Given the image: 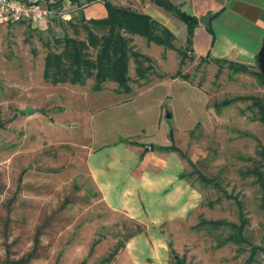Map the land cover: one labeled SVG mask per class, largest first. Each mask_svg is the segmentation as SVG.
<instances>
[{
    "label": "rangeland",
    "instance_id": "1",
    "mask_svg": "<svg viewBox=\"0 0 264 264\" xmlns=\"http://www.w3.org/2000/svg\"><path fill=\"white\" fill-rule=\"evenodd\" d=\"M66 1L75 8L74 14L82 10L86 18H96L89 14L94 4L103 3ZM109 1L140 9L139 0ZM34 28L29 23L0 25V264H161L158 256L155 260L147 257L150 247L160 243L168 250L166 264H179L176 260L184 264H245L248 244L216 247L228 234L227 227L192 230L191 226L201 218L238 223L240 202L247 220L245 238L251 244L263 245L259 189L252 175L243 177L241 172L253 165L247 157L259 158L257 140L264 148V124L255 119L257 109L249 108L250 101L233 103L216 114L212 107L224 98L256 93L254 79L232 73L226 64L216 77L218 64L199 63L193 57L186 59L181 70L190 76L185 82L196 89L172 83L171 79L144 88L134 86L133 98L138 97L134 104L148 103L150 121L160 98L170 95L165 101L170 113L166 121L173 129L175 144L195 163L193 168L186 162V171L196 169L212 181L206 185L195 175L191 177L203 191L200 205L190 219L155 228L156 239L155 234L152 241L146 235L138 239L139 257L127 253L123 246L138 232L139 225L145 233L146 227L106 207L85 162L92 133L90 116L95 109L107 107L102 117L107 123L113 117L136 115V108L133 104L110 106L124 97L116 94L114 82H106L104 90L93 92L92 79L83 86L45 81L42 72L46 53L55 50V38L74 36L73 28L63 22ZM75 36L84 38V30ZM175 43L183 45L179 36ZM132 48L151 58L154 70L149 80H156L160 72L174 73L179 67L176 51L148 43L143 37L135 36ZM129 65L133 78L132 59ZM199 90L206 95V108L214 124L210 130L192 127L206 117ZM25 107L35 110L26 114ZM191 127L193 131L187 134ZM109 128L106 126V133ZM223 191L231 197L224 196ZM208 201L213 202L212 207ZM115 249L118 253L112 260L102 262ZM252 264H264V252L257 253Z\"/></svg>",
    "mask_w": 264,
    "mask_h": 264
},
{
    "label": "crops",
    "instance_id": "2",
    "mask_svg": "<svg viewBox=\"0 0 264 264\" xmlns=\"http://www.w3.org/2000/svg\"><path fill=\"white\" fill-rule=\"evenodd\" d=\"M170 1L198 20L202 16H210L208 25L198 22L193 30L192 49L195 57L209 55L247 65L256 75H241L253 78L256 82L255 91L264 94V81L260 77L258 62L264 40V0ZM96 4L93 12L88 14L106 16L104 4ZM138 5L140 9L137 11L159 21L173 32L175 40L179 36L183 45L186 44L187 26L180 20L178 22L171 12L156 5L153 0H139ZM171 80L172 83L180 82L189 89H196L185 81ZM200 94L206 117L196 121L192 127L199 123L203 129L210 130L214 124L206 108V95L204 92ZM169 97L166 94L160 98L151 121L148 120V103L140 101L134 104L138 97L110 105L118 107L133 104L137 114L127 119L113 117L107 123L102 122L107 107L95 109L90 116L92 133L88 136L85 158L88 174L108 209L123 213L146 227V233L142 231L131 235L123 246L127 253H137L139 257L141 255L136 249L138 239L146 235L152 241V235L162 224L190 219L202 201V194L191 185L190 180L180 177L186 168L181 156L174 151L156 149L157 146L171 144L170 127L166 121L170 113L165 105ZM106 126H111L108 133L105 131ZM192 127L187 130H192ZM145 144H152L153 150L146 151ZM148 240L144 241L145 244H148ZM157 240L160 242L161 238ZM162 244L151 246L147 257L155 260L158 256L159 262L166 264L168 250Z\"/></svg>",
    "mask_w": 264,
    "mask_h": 264
},
{
    "label": "trees",
    "instance_id": "3",
    "mask_svg": "<svg viewBox=\"0 0 264 264\" xmlns=\"http://www.w3.org/2000/svg\"><path fill=\"white\" fill-rule=\"evenodd\" d=\"M102 1L107 11L106 16L86 18L83 11L80 10L78 14L76 13L77 16L74 14L70 20L63 21V23H68L73 28L74 36L64 34L61 38H55V50H50L44 57L42 75L45 81L53 85L70 83L83 86L88 79H92L91 90L93 92H101L104 90L106 82H114L116 84V94L124 95L120 101L116 102H125L133 98L134 86L144 88L158 81H165V79L178 78L184 81L189 80L190 76L182 72L181 67L187 58L193 59L195 57L192 49V37L193 30L199 22L197 17L188 14L179 5L173 4L170 0H153L156 5L171 12L187 26L186 44L177 46L173 32L150 15L139 12L129 6L113 4L109 0ZM33 29L36 28L33 27ZM80 30H84V38L75 36V34L80 33ZM135 36L145 38L148 43H154L165 49L176 51L180 56L179 67L176 71L171 74L160 72L157 74L156 80H149V75L154 70L153 64L149 56L143 55L132 48ZM188 53H191V56ZM197 58L199 63L214 62L218 64L216 77L221 73L223 64H226L234 74L256 75L247 65L228 59L212 58L209 55ZM131 59L134 62L133 71L135 77L133 78L130 76L129 62ZM260 77L262 80L261 74ZM246 101H250L248 104L249 108L257 109L255 119L264 124L263 93L248 92V94H238L230 98H224L219 102H214L212 107L216 114L221 108H225L236 102ZM195 126L202 127L199 123ZM192 131L193 129L189 130L187 134H190ZM245 135L256 138L251 133H245ZM169 138L171 141L170 145L157 146L156 149L177 152L184 160L185 167L187 162L195 168V163L175 144L173 129H170ZM130 142L134 143L133 141ZM257 144L259 158L247 157L246 159L252 161L253 165L249 169L242 171L241 174L243 177L253 176V183L259 189V206L264 214V148L259 140H257ZM193 175L206 185H210L212 181L196 169L187 172L185 168L184 172L180 174V177L190 180L191 185L202 194V189L196 187L193 180H191ZM223 194L226 197H231L224 191ZM216 200L218 201L219 198ZM207 204L209 207L213 206V202L211 201H208ZM238 213V223L225 219L201 218L191 226V229L201 230L208 228L210 230H217L227 227L229 229L228 234L217 242L216 247L219 248L228 243H246L249 245V256H247L244 263L252 264L255 261L256 254L264 252V234L262 236L263 245L251 244L243 234L247 220L244 218L240 202H238ZM140 232H142V227L139 225L138 233ZM117 252L118 249L111 251L107 257L102 259V262H110ZM176 263L184 264L181 260H176Z\"/></svg>",
    "mask_w": 264,
    "mask_h": 264
},
{
    "label": "built area",
    "instance_id": "4",
    "mask_svg": "<svg viewBox=\"0 0 264 264\" xmlns=\"http://www.w3.org/2000/svg\"><path fill=\"white\" fill-rule=\"evenodd\" d=\"M74 12L66 0H0V25L29 23L45 29L52 22L70 20Z\"/></svg>",
    "mask_w": 264,
    "mask_h": 264
},
{
    "label": "water",
    "instance_id": "5",
    "mask_svg": "<svg viewBox=\"0 0 264 264\" xmlns=\"http://www.w3.org/2000/svg\"><path fill=\"white\" fill-rule=\"evenodd\" d=\"M209 19H210L209 15L202 16L199 18V22L202 24L208 25ZM258 62H259V68H260V71H261V74L263 77V81H264V40H263L262 47H261L259 54H258ZM34 110L35 109L32 107H25V113L26 114H31ZM167 116L169 117V115H167ZM144 149L146 151L147 150H153V145L152 144H145Z\"/></svg>",
    "mask_w": 264,
    "mask_h": 264
}]
</instances>
